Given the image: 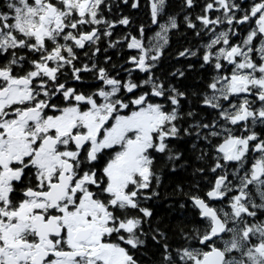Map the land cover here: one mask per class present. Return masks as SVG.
Returning <instances> with one entry per match:
<instances>
[{
	"label": "snow or ice",
	"instance_id": "1",
	"mask_svg": "<svg viewBox=\"0 0 264 264\" xmlns=\"http://www.w3.org/2000/svg\"><path fill=\"white\" fill-rule=\"evenodd\" d=\"M0 264H264V0H0Z\"/></svg>",
	"mask_w": 264,
	"mask_h": 264
}]
</instances>
